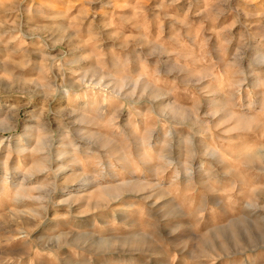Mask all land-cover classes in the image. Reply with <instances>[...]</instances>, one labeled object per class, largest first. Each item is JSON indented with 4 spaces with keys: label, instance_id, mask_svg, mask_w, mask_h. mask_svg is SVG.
<instances>
[{
    "label": "rangeland",
    "instance_id": "rangeland-1",
    "mask_svg": "<svg viewBox=\"0 0 264 264\" xmlns=\"http://www.w3.org/2000/svg\"><path fill=\"white\" fill-rule=\"evenodd\" d=\"M0 264H264V0H0Z\"/></svg>",
    "mask_w": 264,
    "mask_h": 264
}]
</instances>
